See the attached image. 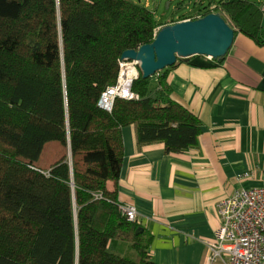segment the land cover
Masks as SVG:
<instances>
[{
  "label": "trees",
  "instance_id": "obj_1",
  "mask_svg": "<svg viewBox=\"0 0 264 264\" xmlns=\"http://www.w3.org/2000/svg\"><path fill=\"white\" fill-rule=\"evenodd\" d=\"M210 13L262 44V11L247 0L164 22L130 0H0V264H154L151 238L117 203L122 130L134 127L138 149L180 155L198 147L201 124L171 99L174 65L139 72L137 100L110 112L98 101L124 51Z\"/></svg>",
  "mask_w": 264,
  "mask_h": 264
},
{
  "label": "crops",
  "instance_id": "obj_2",
  "mask_svg": "<svg viewBox=\"0 0 264 264\" xmlns=\"http://www.w3.org/2000/svg\"><path fill=\"white\" fill-rule=\"evenodd\" d=\"M216 4L208 0L207 7ZM144 6L149 9V3ZM259 39L260 45L237 34L220 61L193 56L170 70L171 99L201 124L197 148L180 155H165L159 143L138 149L134 127L122 130L117 203L135 208L136 222L151 238L154 264H228L226 257L207 260L205 242L219 225L217 205L237 190L264 188V38ZM106 188L114 191L113 183Z\"/></svg>",
  "mask_w": 264,
  "mask_h": 264
},
{
  "label": "built area",
  "instance_id": "obj_3",
  "mask_svg": "<svg viewBox=\"0 0 264 264\" xmlns=\"http://www.w3.org/2000/svg\"><path fill=\"white\" fill-rule=\"evenodd\" d=\"M197 19V18H195ZM194 19H186L190 21ZM138 62L118 61L116 82L100 96L98 106L110 112L116 99L130 101L138 96L131 90L138 79ZM130 222L136 221L134 207L119 205ZM218 228L206 241L210 263L227 258L228 264H264V188L240 189L217 205Z\"/></svg>",
  "mask_w": 264,
  "mask_h": 264
},
{
  "label": "water",
  "instance_id": "obj_4",
  "mask_svg": "<svg viewBox=\"0 0 264 264\" xmlns=\"http://www.w3.org/2000/svg\"><path fill=\"white\" fill-rule=\"evenodd\" d=\"M233 40L234 32L220 14L210 13L158 28L151 43L124 51L120 59L137 61L141 78L147 79L173 66L177 59L187 61L193 56H205L220 61Z\"/></svg>",
  "mask_w": 264,
  "mask_h": 264
},
{
  "label": "rangeland",
  "instance_id": "obj_5",
  "mask_svg": "<svg viewBox=\"0 0 264 264\" xmlns=\"http://www.w3.org/2000/svg\"><path fill=\"white\" fill-rule=\"evenodd\" d=\"M139 2L142 5L145 3H149V10L153 11L155 19L157 21H167L169 19H176L177 17L198 12L202 8H206L208 6V0H130ZM214 2H218L219 0H213ZM249 2L255 3L258 8L261 10L264 7V0H247ZM147 8V7H146ZM262 11V10H261ZM262 17L264 20V10L262 12ZM263 31L264 32V26ZM260 34L261 38H264V33ZM154 78L156 76L154 75ZM115 247H112L114 250Z\"/></svg>",
  "mask_w": 264,
  "mask_h": 264
}]
</instances>
